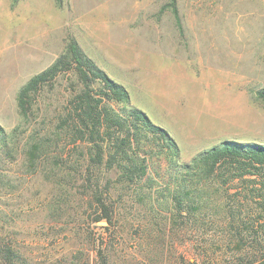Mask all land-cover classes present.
I'll return each mask as SVG.
<instances>
[{"label":"rangeland","instance_id":"rangeland-1","mask_svg":"<svg viewBox=\"0 0 264 264\" xmlns=\"http://www.w3.org/2000/svg\"><path fill=\"white\" fill-rule=\"evenodd\" d=\"M169 1L0 0V124L21 122L19 88L71 36L169 131L182 160L224 140L264 142V0H176L181 31L170 9L160 11ZM57 83L38 121L61 110L69 93L64 77ZM17 159L15 188L0 191V244L30 264H99L100 241L110 264H229L239 254L217 235L174 233L136 205L119 208L114 225L93 221L84 191L27 175Z\"/></svg>","mask_w":264,"mask_h":264},{"label":"trees","instance_id":"trees-1","mask_svg":"<svg viewBox=\"0 0 264 264\" xmlns=\"http://www.w3.org/2000/svg\"><path fill=\"white\" fill-rule=\"evenodd\" d=\"M165 9L181 31L176 0ZM60 76L69 94L55 121H38L47 116L43 94ZM257 97L264 102V88ZM16 102L21 122L10 130L0 124V191L15 188L12 165L22 157L27 175L40 173L64 192L84 191L93 221L114 225L119 208L136 205L151 213L149 221L168 219L174 233L234 244L239 254L229 264H264V142L224 140L182 160L169 131L71 36L19 88ZM97 255L99 264H110L103 241ZM0 262L30 264L9 243L0 244Z\"/></svg>","mask_w":264,"mask_h":264},{"label":"bare ground","instance_id":"bare-ground-1","mask_svg":"<svg viewBox=\"0 0 264 264\" xmlns=\"http://www.w3.org/2000/svg\"><path fill=\"white\" fill-rule=\"evenodd\" d=\"M10 54V53H9Z\"/></svg>","mask_w":264,"mask_h":264}]
</instances>
